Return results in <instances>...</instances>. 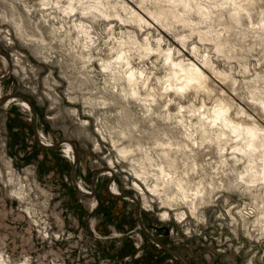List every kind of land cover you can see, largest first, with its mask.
<instances>
[{
	"label": "rangeland",
	"instance_id": "1",
	"mask_svg": "<svg viewBox=\"0 0 264 264\" xmlns=\"http://www.w3.org/2000/svg\"><path fill=\"white\" fill-rule=\"evenodd\" d=\"M129 1L142 11L137 0ZM215 1L212 6L217 2L220 6L212 8L206 23L193 9L185 13L187 25H178L169 13L171 24L166 30L157 24L161 32L153 26L144 31L116 22L110 25L103 17L83 19L92 25L95 45L100 43L101 53L108 56L114 40L107 29L114 26L116 33H137L140 41L148 35L154 45L163 37L162 47L170 45L176 58H192L201 65L204 56L209 57L211 68L225 73L228 85L212 83L214 92L205 97L207 105L223 87L233 96L232 114L240 105L238 109L253 115L250 121L264 126L262 105L255 100L264 97V29L260 27L264 0L241 2L243 10L235 17L228 14L230 10L223 11L226 0ZM38 2L0 0V264H264V185L257 181L248 186L231 170L233 166L241 171L245 158L235 165L231 160L221 165L215 147L203 144L195 156L197 170L204 174L213 166L215 180L221 179L224 187L194 210L178 197L166 198L165 204L161 185L155 194L148 189L154 187V167L147 165L149 178L139 179L141 154L134 146L136 140L118 137L127 119L120 117L107 84L109 76L100 71L99 56L92 57L95 66L90 72L74 57L82 49L72 28L77 16L64 17L59 10L42 9ZM228 15L237 23L233 25ZM252 24L258 27L253 29ZM199 29L216 33L202 38L196 34ZM104 98L108 105L102 104ZM180 98L194 100L189 92ZM147 124L141 127L148 128ZM140 139L146 147L154 141L149 131ZM122 145L135 151L123 152ZM151 153L159 159L158 148ZM179 153L175 155L182 168Z\"/></svg>",
	"mask_w": 264,
	"mask_h": 264
},
{
	"label": "bare ground",
	"instance_id": "2",
	"mask_svg": "<svg viewBox=\"0 0 264 264\" xmlns=\"http://www.w3.org/2000/svg\"><path fill=\"white\" fill-rule=\"evenodd\" d=\"M39 1H41V3H38L41 4L42 9L59 10L61 15L63 14L64 17L70 18L72 16H77L75 21H72V28L77 33L78 40L81 42L80 44H82V49H80L78 53L76 52L77 54L75 53L76 55H74V57L78 61L81 60L82 64H84L83 66L85 67V72H90L88 69L95 66L92 57L99 56L97 59L100 61L98 62L100 63V71L107 75V79L109 76V82H106L107 84L110 83L109 85H111V88L114 89H111L110 94L116 98L117 105L119 104L120 117H125L127 119V122H125L124 126L119 128L117 132L118 137L121 140H136L134 146L141 154V158L140 156H137V158L141 159L139 164L142 170L141 171L139 167V170L141 171V173L138 174L139 179L141 178L143 182L145 180L144 176L150 174L149 170L147 169V165L154 167L155 171L152 172V175L155 178L154 187H147H149L148 189H151L150 191L154 192L153 194H155V192H158V187L161 185L162 189L160 190H162L166 196L163 198L164 203L166 202V198L172 199V201H174L173 198L178 197L181 199V201L183 200L189 205V209L194 210L197 204L201 203L200 201L206 200V196L209 197L213 191L220 188L222 189V187H224L221 179L215 180L214 177L216 176L217 172H213V170L211 171V169H214L213 166H211V169L208 168L210 169L209 172L205 171L204 174H200L197 170L198 163L195 156L203 144H207V146L213 145L215 147V151L218 154L221 165H227L230 160L232 161L233 165H235L238 161L241 162L242 159L245 158V165L242 168L243 170L241 169L240 171L239 169V171H237L238 169L233 166H231V170L233 172L236 171V174H238V179L244 180L248 186L251 185L250 183L254 184V182L257 181H261V183L264 185V126L260 125L259 122L256 123L254 119V121H250L249 118L251 119L253 115L250 116L249 113H247L243 108L238 109L240 105H237L238 108L234 112L235 115L237 114V116L239 114V116H236L235 118V115H233L234 113L232 114L231 111L234 103L232 101L233 99H231L233 96H231L230 93H225L223 91V87L220 88L221 94H215L211 99V104L207 105L205 102V97L208 99L214 92L212 83L218 82L222 85H228V82H225L227 79L224 75L225 73H221L222 75L218 74L217 71L215 72L211 68L212 65L210 66L211 63L208 59L209 57L204 56V58L201 60L202 67L199 63L195 62V59H184L182 57L176 58L175 52L171 50L170 45H168L167 48L164 46L162 47L161 41L163 37L157 40L155 39L156 44L154 45L148 35H146L144 40L141 39L142 41H140L136 35L137 33L134 34L133 32V35H130V33L126 31H120L116 33L114 26H109L107 29L108 34L111 35L112 39L114 40L113 45L111 44L112 46L108 51L111 53V55L108 56V54L101 53L103 50L101 47H99L100 43L95 45L96 40L92 34L93 31H91L92 25H88L89 23L86 24L87 22L83 19L85 17L87 19V17L90 16H93V18L103 17L102 20L108 21V24L110 25L112 22H116L123 27H136L139 30L144 31L149 30V28L153 26L161 32L163 30H161V28L164 27L166 30L167 26H169V23L171 24V22L167 21L169 13L174 16L177 22L179 21V25V23L181 24L189 22V19L185 17V13L190 10L192 11L193 9L198 13V16H200L198 17L200 18L199 21L201 23L205 22L206 18H211V15H213L214 9L212 8L220 6L218 5V0H137L136 3L138 4V7H140L142 11H144L152 20L144 15L140 9L135 8L133 5H129V0ZM213 1L217 3L213 4L212 6ZM243 1H245L244 3L246 4V1L248 2L251 0H226L225 3L228 4V7L226 8V6L221 3L225 7L224 9L223 7L221 8L223 11L226 9L230 10L233 13L229 12L228 14H233L232 16L235 17L234 15L239 13L238 10L240 8L242 9L244 4L242 5L241 2ZM257 1L262 2L260 0ZM145 3H149L150 6H147ZM259 8L261 9V7ZM262 11H260V13ZM219 12L220 11L218 9L215 14H219ZM262 13H264V11ZM228 16L230 17V15ZM231 17L229 18L230 21H232ZM236 17L238 18V16ZM258 20L260 21V19ZM193 22L195 21H191V23ZM197 23L198 22L196 21L195 24ZM201 23H199V25ZM232 23L234 25L237 22L232 21ZM157 24L160 25L161 28H159ZM254 26L252 24L253 29ZM198 27H201V25ZM204 27L205 24L202 26V28ZM260 27H263L264 29V19L262 20ZM169 28L171 30V26ZM211 29H213V27ZM51 30L52 33H55L56 31L55 29ZM199 30L196 32L197 36L199 35V37L201 36L202 38L209 39L210 30ZM218 30L215 31L219 33L220 30ZM212 32L210 33L211 36ZM65 33H67V29ZM219 35L221 36V33ZM219 35L217 34L216 36L215 34L217 37V43L220 42ZM182 37L183 36H181V40ZM155 40L153 41L155 42ZM218 48L220 47L218 46ZM94 50H97L96 54L94 53ZM179 50L181 51L182 49L180 48L176 52H179ZM184 55L185 54H182V56ZM152 58H154V61ZM148 61H150L151 66H148ZM209 69L212 74L209 73ZM234 83L235 81L233 84ZM187 92L192 93L194 100L189 98L188 100L181 101L180 97ZM233 92L235 93V91ZM172 95H175L176 98H173ZM259 96L258 98H260ZM261 96L263 97V95ZM196 99H198L197 103L195 101ZM106 100L107 99L104 98L102 104L108 105V101ZM255 100L260 102L262 105L261 108L264 111V97L259 99L260 101L257 99V97ZM126 104L131 106L127 107ZM132 105L135 108H133ZM172 106H174V110H172ZM259 106L260 105H258V107ZM146 122L148 123V128H142L141 124H145ZM146 131H149V133L154 137L152 146L149 147H146V144L144 145L140 139L142 134ZM114 140L116 139L114 138ZM228 142H230V147L226 148V144ZM122 146L123 152L133 153L135 151V149L130 148V150L126 149L128 147H124V145ZM153 148H158L160 151V154H158V160L154 159L155 157L153 158L152 156L151 151ZM172 151L180 152L183 155V157L180 158L182 168L178 163V158L176 157L175 152L174 154H171ZM187 160H189V162ZM136 169H138V167ZM136 169L133 171H136ZM140 174H142L143 177ZM194 175H197V177L195 176V178ZM147 178L149 177L147 176ZM236 180L237 179H235V181ZM241 184L243 183L241 182ZM242 186L244 187L245 185L243 184ZM161 196L163 197V195ZM260 196L261 195L259 194V199L262 197ZM262 201L263 200H261V202Z\"/></svg>",
	"mask_w": 264,
	"mask_h": 264
}]
</instances>
